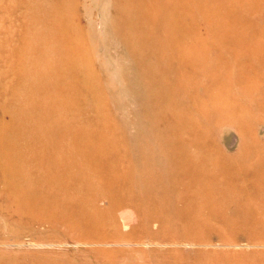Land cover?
Masks as SVG:
<instances>
[{
	"label": "rangeland",
	"instance_id": "374dc122",
	"mask_svg": "<svg viewBox=\"0 0 264 264\" xmlns=\"http://www.w3.org/2000/svg\"><path fill=\"white\" fill-rule=\"evenodd\" d=\"M0 264H264V0H0Z\"/></svg>",
	"mask_w": 264,
	"mask_h": 264
},
{
	"label": "bare ground",
	"instance_id": "6f19581e",
	"mask_svg": "<svg viewBox=\"0 0 264 264\" xmlns=\"http://www.w3.org/2000/svg\"><path fill=\"white\" fill-rule=\"evenodd\" d=\"M67 2H68V0H66ZM96 2V1H95ZM97 3V2H96ZM109 4H110V2H109ZM69 6V5H68ZM64 7H66V6H64ZM139 7V6H138ZM137 8V7H136ZM117 10V9H116ZM147 10V9H146ZM62 11V10H61ZM139 11V10H138ZM39 12V11H38ZM135 12V11H134ZM40 13H41V11H40ZM72 13V12H71ZM70 13V14H71ZM37 15V14H36ZM72 15V14H71ZM110 16V15H109ZM72 18V17H71ZM35 19V18H34ZM104 19H107V18H104ZM45 20V19H44ZM66 20V19H65ZM129 20V19H128ZM33 21H35V20H33ZM53 21V20H52ZM55 21V20H54ZM60 21V20H59ZM36 22V21H35ZM46 22V21H45ZM57 22V21H56ZM39 23V22H38ZM43 23V22H42ZM60 23V22H59ZM71 23V22H70ZM53 24V23H52ZM51 24V25H52ZM56 24V23H55ZM68 24H69V21H68ZM110 24V23H109ZM134 24V23H133ZM33 25V24H32ZM41 25V24H40ZM39 25V26H40ZM43 25V24H42ZM62 25H63V23H62ZM65 25V24H64ZM108 25V24H107ZM66 26V25H65ZM70 26V25H69ZM130 26V25H129ZM67 27V26H66ZM38 28V27H37ZM40 28V27H39ZM49 28V27H48ZM47 28V29H48ZM55 28V27H54ZM65 28V27H64ZM132 28V27H131ZM46 29V30H47ZM56 29V28H55ZM67 29H68V27H67ZM109 29V28H108ZM108 29H105V30H108ZM111 29V28H110ZM169 29V28H168ZM173 29V28H172ZM88 30V29H87ZM48 31V30H47ZM51 31H53V29L51 30ZM111 31H112V29H111ZM169 31V30H168ZM171 31V30H170ZM62 32V31H61ZM61 32H59V33H61ZM67 32V31H66ZM72 32V31H71ZM103 32H105V31H103ZM107 32V31H106ZM109 32V31H108ZM174 32V31H173ZM172 32V33H173ZM54 33V32H53ZM80 33H81V31H80ZM88 33V32H87ZM110 33V32H109ZM113 33V32H112ZM43 34V33H42ZM52 34V33H51ZM68 34V33H67ZM98 34V33H97ZM104 34V33H103ZM44 35V34H43ZM85 35V34H84ZM83 35V36H84ZM88 35V34H87ZM94 35V34H93ZM109 35V34H108ZM39 36V35H38ZM51 36V35H50ZM57 36V35H56ZM62 36V35H61ZM68 35H66L65 37H67ZM79 36V35H78ZM105 36H106V33H105ZM110 36V35H109ZM108 36V37H109ZM171 36H173V35H171ZM44 37V36H43ZM46 37V36H45ZM113 37H114V35H113ZM135 37V36H134ZM51 38H53V37H51ZM56 38V37H55ZM60 38V37H59ZM98 38V37H97ZM57 39V38H56ZM82 39V38H81ZM80 39V40H81ZM115 39V38H114ZM113 39V40H114ZM59 40V39H58ZM64 40V39H63ZM95 40V39H94ZM106 40H107V38H106ZM62 41V40H61ZM60 41V42H61ZM77 41V40H76ZM96 41V40H95ZM46 42V41H45ZM78 42V41H77ZM85 42V41H84ZM40 43V42H39ZM47 43V42H46ZM57 43V42H56ZM41 44V43H40ZM45 44V43H44ZM50 44V43H49ZM59 43H57V45H58ZM78 44V43H77ZM86 44V43H85ZM95 44V43H94ZM96 44H98V43H96ZM185 44V43H184ZM47 45H48V43H47ZM56 45V46H57ZM60 45H62V44H60ZM208 45V44H207ZM46 46V45H45ZM44 46V47H45ZM50 46V45H49ZM52 46V45H51ZM64 46V45H63ZM185 46V45H184ZM190 46V45H189ZM188 46V47H189ZM47 47V46H46ZM61 47V46H60ZM59 47V48H60ZM96 47V46H95ZM50 48V47H49ZM186 48V47H185ZM184 48V49H185ZM50 49H52V48H50ZM64 49V48H63ZM81 49V48H80ZM187 49V48H186ZM43 50H44V48H43ZM46 50V49H45ZM55 51H56V49H55ZM60 51V50H59ZM196 51H198V50H196ZM82 52V51H81ZM84 52V51H83ZM189 52H190V50H189ZM192 52V51H191ZM51 53V52H50ZM53 53V52H52ZM61 53V52H60ZM64 53V52H63ZM182 53V52H181ZM184 53V52H183ZM185 53H187V52H185ZM199 53V52H198ZM46 54V53H45ZM55 54V53H54ZM57 54V53H56ZM180 54V53H179ZM58 55V54H57ZM64 55V54H63ZM62 55V56H63ZM178 55V54H177ZM182 55H184V54H182ZM50 56V55H49ZM60 56V55H59ZM190 56V55H189ZM53 57V56H52ZM58 57V56H57ZM84 57V56H83ZM178 58V57H177ZM187 58V57H186ZM51 59V58H50ZM57 59V58H56ZM66 59V58H65ZM190 59V58H189ZM59 60V59H58ZM61 61V60H60ZM182 61H183V59H182ZM189 61V60H188ZM154 62V61H153ZM181 62V61H180ZM187 62V61H186ZM52 63V62H51ZM60 63V62H59ZM58 63V64H59ZM63 63V62H62ZM188 63V62H187ZM57 64V63H56ZM61 64V63H60ZM64 64V63H63ZM68 64V63H67ZM54 67V66H53ZM61 67H63V65L61 66ZM52 68V67H51ZM54 70V69H53ZM58 70V69H57ZM67 70V69H66ZM70 70V69H69ZM189 70V69H188ZM51 71V70H50ZM65 71V70H64ZM63 71V72H64ZM74 71H76V70H74ZM90 71V70H89ZM55 73V72H54ZM69 73V72H68ZM67 73V74H68ZM74 73V72H73ZM73 73H72V75H73ZM65 74V73H64ZM71 75V76H72ZM57 76V75H56ZM63 76H65V75H63ZM73 77V76H72ZM71 77V78H72ZM70 80V79H69ZM76 80V79H75ZM88 80V79H87ZM80 81V80H79ZM81 82V81H80ZM85 82V81H84ZM69 83V82H68ZM74 83H75V81H74ZM87 83V82H86ZM76 84V83H75ZM74 85V84H73ZM86 85V84H85ZM76 87H78V86H76ZM85 87V86H84ZM69 88H71V87H69ZM87 88V87H86ZM90 88H91V86H90ZM71 90V89H70ZM74 90V89H73ZM89 90H91V89H89ZM97 90V89H96ZM71 92V91H70ZM90 92V91H89ZM74 93V92H73ZM92 93V92H91ZM94 93V92H93ZM83 94V93H82ZM170 95V94H169ZM70 96V95H69ZM76 96V95H75ZM95 96V95H94ZM101 96V95H100ZM98 97V96H97ZM169 98H171V97H168L167 99H169ZM73 99V98H72ZM75 99V98H74ZM73 99V100H74ZM78 99H80V98H78ZM191 99V98H190ZM69 100H71V98L69 99ZM72 100V101H73ZM176 100V99H175ZM71 101V102H72ZM74 101H76V100H74ZM80 102H81V100H79ZM95 101V100H94ZM97 101V100H96ZM100 101V100H99ZM170 101V100H169ZM172 101V100H171ZM181 101H183V100H181ZM78 102V101H77ZM84 102V101H83ZM173 102V101H172ZM176 102V101H175ZM179 102V101H178ZM96 103V102H95ZM170 103V102H169ZM68 104H69V101H68ZM77 104V103H76ZM75 104V105H76ZM98 104V103H97ZM172 104V103H171ZM80 105V104H79ZM175 104H173V106H174ZM179 105V104H178ZM180 105H181V103H180ZM179 105V106H180ZM96 106V105H95ZM176 106V105H175ZM63 107V106H62ZM77 107V106H76ZM94 107V106H93ZM176 107H178V106H176ZM60 109V108H59ZM83 109V108H82ZM145 109V108H144ZM62 110V109H61ZM73 110H74V108H73ZM219 110V109H218ZM78 111V110H77ZM216 111H217V109H216ZM60 112V111H59ZM60 114V113H59ZM214 115V114H213ZM70 116V115H69ZM73 116V115H72ZM77 117V116H76ZM73 118V117H72ZM212 119H214V118H212ZM97 120H98V118H97ZM143 121V120H142ZM93 122H94V120H93ZM92 122V123H93ZM76 123V122H75ZM91 123V124H92ZM101 123V122H100ZM161 123L162 122H160L159 123V125H161ZM174 124V123H173ZM93 126L95 125V124H92ZM174 125H176V124H174ZM101 126H103V124L101 125ZM87 128H88V126H86ZM90 127V126H89ZM92 127V126H91ZM90 127V128H91ZM97 127H99V126H97ZM94 128H92V130H93ZM99 129V128H98ZM78 130V129H77ZM82 130V129H81ZM90 130V129H89ZM101 130V129H100ZM96 131V130H95ZM98 137V136H97ZM106 138V137H105ZM177 141V140H176ZM68 143V142H67ZM185 145H187V144H185ZM93 146H97V145H94L93 144ZM189 146V145H188ZM196 146L197 145H195V148H196ZM199 146V145H198ZM201 146V145H200ZM205 146H207V145H205ZM63 147V146H62ZM77 147V146H76ZM117 148V147H116ZM185 148H187V147H185ZM99 150H101V148L99 147L98 148ZM115 149V148H114ZM113 149V150H114ZM189 148H187V150H188ZM207 149V148H206ZM56 150H57V148H56ZM63 150V149H62ZM111 150V149H110ZM190 150V149H189ZM186 151V150H185ZM54 152H55V150H54ZM68 152V151H67ZM90 152V151H89ZM99 152V151H98ZM193 152V151H192ZM61 153V152H60ZM71 153V152H70ZM74 153V152H73ZM87 153V152H86ZM50 154V153H49ZM48 154V155H49ZM180 154V153H179ZM210 154V153H209ZM47 155V154H46ZM47 155V156H48ZM69 155V154H68ZM67 155V156H68ZM73 155H75V153L73 154ZM47 156H46V158H47ZM51 156V155H50ZM196 156V155H195ZM44 157V156H43ZM69 157V156H68ZM78 157V156H77ZM109 158V157H108ZM223 158V157H222ZM56 159V158H55ZM75 159H77V158H75ZM107 159V158H106ZM209 159V158H208ZM74 160V159H73ZM78 160H79V157H78ZM81 160H83V159H81ZM111 160V159H110ZM187 160V159H186ZM223 159H221V161H222ZM211 161V160H210ZM225 161V160H224ZM46 162V161H45ZM113 162H114V160H113ZM109 163V162H108ZM115 163V162H114ZM209 163V162H208ZM82 165V164H81ZM111 165H113V164H111ZM200 165V164H199ZM40 166V165H39ZM68 166V165H67ZM187 166V165H186ZM19 167V166H18ZM28 167V166H27ZM188 167V166H187ZM191 167H193V166H191ZM238 167V166H237ZM236 167V168H237ZM17 168V167H16ZM70 168V167H69ZM189 169H190V167H188ZM235 168V169H236ZM249 168H251V167H249ZM248 168V169H249ZM23 169H24V167H23ZM67 169V168H66ZM224 169V168H223ZM232 169V168H231ZM202 170V169H201ZM230 170V169H229ZM229 170H227V171H229ZM241 170V169H240ZM221 171V170H220ZM231 171V170H230ZM243 171V170H242ZM251 171H253V170H251ZM240 172V171H239ZM246 172V171H245ZM129 173H130V179H131V183H130V185H129V188H130V190L128 191V194L133 198V201H131V202H126L124 205L122 204L123 202H119L118 200L116 201L114 198L111 200V201H108V207H109V209H111V210H114L113 208H115V207H117V206H121V205H123V206H129V207H131L132 206V203L134 202V201H136L137 199H136V196H135V194H136V190L137 189H141V188H144V186L142 185V181H143V179L141 178V176H140V174H139V172H137L136 171V169L134 168V167H132L131 168V170L129 171ZM150 171L149 170H147V176L151 179L152 177L150 176ZM242 173V172H241ZM244 173V172H243ZM254 173V172H253ZM258 174V173H257ZM195 175H197V173H191V171L190 170H181V172L180 173H175V175L172 177V179L175 181V182H180V181H184V179H186L187 180V183L190 185V186H192L194 183H195ZM203 175H205V177L202 179V180H204V181H206V182H209V181H211L212 179L214 180V179H216V176H215V174H213V173H210V172H205ZM231 175V174H230ZM236 176V175H235ZM92 177V176H91ZM246 178V177H245ZM70 179V178H69ZM77 179V178H76ZM229 179V178H228ZM231 180H232V178H230ZM238 179V178H237ZM72 180V179H71ZM236 180V179H235ZM248 180V179H247ZM24 181V180H23ZM25 182V181H24ZM23 182V183H24ZM229 182V181H228ZM227 182V183H228ZM226 183V182H225ZM224 184V183H223ZM225 185V184H224ZM18 187V186H17ZM192 188V187H191ZM18 190H20V189H18ZM96 192L97 193H101L100 192V190H97L96 189ZM189 192H191V191H189ZM63 194V193H62ZM171 194H173V199H171L169 202H165V203H161L160 204V209H161V213L159 212V214L158 215H160V218H161V214L163 215L162 216V220H165V217L166 218H168L165 214H168V216H169V218L168 219H173V220H175V219H181V218H184V217H188V216H190L192 213H194L193 212V210H195L196 208H194L195 206H197V204H195V203H199V202H201V200L202 199H199V200H193V199H191L190 200V202H189V199L188 198H186V197H184L185 199H184V202H180L179 200V198H175L174 196H178L177 195V192H175V191H173L172 190V193ZM189 194V193H188ZM143 195L144 196H147V193H143ZM105 196L106 197H109L107 194H105ZM119 196V195H118ZM117 196V197H118ZM189 196H191L190 194H189ZM205 197L207 196V195H204ZM26 198V197H25ZM131 205H130V204ZM180 205V207L181 208H183L184 209V211L183 210H177V211H173V209H172V207H178ZM93 210H95V208H92ZM159 211V210H158ZM163 211H168V212H170V213H166V212H163ZM64 212V211H63ZM155 212H157V210H155ZM163 212V213H162ZM95 216V215H94ZM165 216V217H164ZM151 220H153L152 218H149V217H145V221L146 222H151ZM62 221H64V219L62 218ZM59 223H61L60 221H58ZM65 222V221H64ZM182 226H183V224H179V223H177L175 226H173L175 229H179V230H181V228H182ZM185 227V226H184Z\"/></svg>",
	"mask_w": 264,
	"mask_h": 264
}]
</instances>
